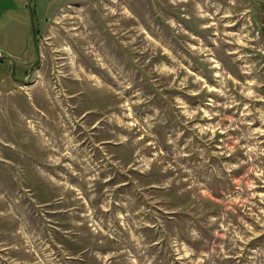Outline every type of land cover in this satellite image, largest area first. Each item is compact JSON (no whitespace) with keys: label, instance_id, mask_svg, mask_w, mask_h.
<instances>
[{"label":"rangeland","instance_id":"374dc122","mask_svg":"<svg viewBox=\"0 0 264 264\" xmlns=\"http://www.w3.org/2000/svg\"><path fill=\"white\" fill-rule=\"evenodd\" d=\"M1 10L0 264H264V0Z\"/></svg>","mask_w":264,"mask_h":264},{"label":"crops","instance_id":"0c3cea01","mask_svg":"<svg viewBox=\"0 0 264 264\" xmlns=\"http://www.w3.org/2000/svg\"><path fill=\"white\" fill-rule=\"evenodd\" d=\"M30 3L31 2L29 1L28 5H29L30 13H31L32 8L30 7ZM24 5H22V3H20V4L17 3L16 6L10 8V9L6 8V9H2V10L5 11L4 13H11L12 14L11 16L13 18L17 19L19 21V23L23 27H25L24 22L26 21V19L24 20V14H23ZM2 10L0 11V13L2 12ZM8 10H10L11 12H8ZM2 14H3V12H2ZM32 14H33V11H32ZM7 21H8V16H7ZM31 29H32V24H31ZM1 30H2V26L0 25V41H2L3 38L5 40H7L8 36H9L8 31H5L3 34L1 32ZM11 34L14 35L15 32L13 31ZM26 37L28 40L30 39L28 34H26ZM34 46L36 47L37 45L34 44ZM2 48L8 50L9 52L7 53L6 56H4L3 53L0 51V90L7 87V83H6L7 80H8V82L12 81V82H16V83L19 82L20 84H24L25 78H27L29 75L28 73L27 74L25 73V66L27 65V63H26L27 59L26 58L28 56V53L27 54L25 53L26 52L25 43H24V46H23V43L20 45H19V43H17V47H14L13 44L9 45L8 43H6L3 45ZM35 52H36V58L29 63L28 72L31 71V67L34 66L35 62L39 61L40 55H38L39 54L38 51H35ZM14 62H15V68H18V70H20V76H17L14 80H10V79H8L9 75L6 74L4 72V70H6L7 67H10ZM6 77H7V79H6Z\"/></svg>","mask_w":264,"mask_h":264},{"label":"water","instance_id":"95a60500","mask_svg":"<svg viewBox=\"0 0 264 264\" xmlns=\"http://www.w3.org/2000/svg\"><path fill=\"white\" fill-rule=\"evenodd\" d=\"M31 24H32V36H33V41H34V44L37 45V42H36V30H35V25L33 23V20H32V11H31ZM39 55V54H38ZM12 75V74H11Z\"/></svg>","mask_w":264,"mask_h":264}]
</instances>
